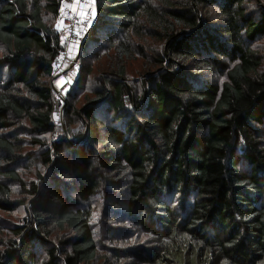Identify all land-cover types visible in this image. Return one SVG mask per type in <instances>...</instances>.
Wrapping results in <instances>:
<instances>
[{"label": "trees", "instance_id": "1", "mask_svg": "<svg viewBox=\"0 0 264 264\" xmlns=\"http://www.w3.org/2000/svg\"><path fill=\"white\" fill-rule=\"evenodd\" d=\"M62 1L0 0V66L9 71L0 82V152L7 161L20 143L4 135L15 122L27 120L37 136L55 130L46 78L64 44L41 12L55 23ZM212 6L218 23L210 25ZM97 7L79 52L109 31L108 39L102 36L113 50L106 74L95 77L98 88L83 105L63 101V134L32 141L45 148L55 186L39 191L0 165V176L20 192L14 197L0 181V211L25 206L28 214L8 227L0 264H38L35 242L43 235L45 243L56 230L67 235L46 247L41 264H95L91 209L83 202L111 179L125 191L126 213L165 235L154 264H264V70L251 46L264 35V6L257 19L243 0H97ZM136 60L144 77L134 83L128 73ZM207 69L224 72L225 80L197 86L192 76ZM78 70L73 86L88 80L92 66ZM100 105L124 122L102 126ZM74 119L83 126L79 133ZM241 163L248 169L240 170ZM101 170L113 176L102 177ZM65 171L82 204L61 195Z\"/></svg>", "mask_w": 264, "mask_h": 264}, {"label": "rangeland", "instance_id": "2", "mask_svg": "<svg viewBox=\"0 0 264 264\" xmlns=\"http://www.w3.org/2000/svg\"><path fill=\"white\" fill-rule=\"evenodd\" d=\"M42 6L46 5L47 0H39ZM243 3L246 7V12L248 15L258 18L261 14L260 8L263 4L262 1L256 0H243ZM73 8V7H72ZM77 8V7H76ZM76 10L75 8H73ZM207 15L212 23H218L216 18V13H218L217 7L212 6L206 9ZM42 17L46 24L53 30L56 35H61L59 25L53 20V17L50 13H47V10L42 9ZM200 17L202 20L206 21V16L202 15L200 12ZM108 32H100L101 38L98 43L91 42L89 43L81 53H77L76 56V77L78 76V67H84L86 65L92 66V73L88 77V80L84 84H78L73 86L74 81L68 80L66 84L64 76H59L55 84L61 88V95L52 90L51 102L52 106L56 98H60L65 101H72L77 107L85 103L86 97H92L94 90L98 88V84L94 81L95 77H104L105 69L110 61L109 55L113 53L112 47L108 42H105L108 39ZM104 36L105 38H102ZM107 36V37H106ZM105 40V41H104ZM150 46L152 48H160L161 44L158 42L150 41ZM254 51L261 57L262 66L264 70V35L259 36L258 40L251 44ZM155 49L154 51H156ZM152 53V51L150 52ZM149 53V54H150ZM203 54V52H202ZM5 55V47L0 43V58ZM151 55H148L149 61H151ZM140 60H136L133 64L135 68L131 73H128L132 78L131 82H136L137 80L143 79L144 75L138 73ZM224 73V72H223ZM222 72L211 73L210 70H204L201 73H198L192 76V79H195L197 86L204 84L206 81L216 80L221 84L225 80V74ZM9 76V71L6 67L0 66V82L7 80ZM50 82L51 77L46 78ZM67 81V79H66ZM0 83V84H1ZM64 103L61 104V106ZM57 111L54 109L52 114V121L55 124V130L51 134H45L37 136L29 128V123L27 120L17 121L14 123V127L9 130L4 131V135L8 137H13V139L20 141L17 143L16 152L13 155L8 156L9 160L3 158L2 152H0V165H6L9 168H12L17 171L21 178L27 183H37L38 189L45 191L47 189L53 188L55 185L53 183L52 173L54 169L45 164L44 155L42 154L45 148L40 145L34 144L32 141L34 139L40 138L45 143H49L54 137L63 134V122L65 120L64 110L62 107ZM96 115L100 118L99 123L109 125L113 124H122L123 120L117 121L114 116L111 115L107 106H97L95 108ZM72 129L75 133L82 131V124L79 123L78 119ZM103 126V125H102ZM259 129L262 131L264 137V124L259 126ZM1 133V131H0ZM101 146H98L97 149H100ZM94 163H96L94 160ZM8 163V164H7ZM248 169L246 163H241L240 170ZM102 177H110L112 174L106 173L104 170L100 171ZM71 175L68 171H65L63 176V181H60L58 184L61 187V195L67 194L68 197L77 202V205L80 203V198L76 192L75 182L71 180ZM0 181L12 190L14 197H19V186L16 182L8 180L0 176ZM68 181V182H66ZM110 187H104L98 190L94 196H92L87 202H83V205L91 209V229L94 235V239L97 246L98 257L95 261V264H101L106 262L109 264H154L153 258L159 252V249L162 246L164 240L162 238L165 235H161L158 232H151L149 228H146L145 225L140 223L139 219L142 217L129 215L126 213V204L124 201V189L120 188L119 180L114 181L111 179ZM46 193V192H45ZM114 201L122 203L121 206L114 204ZM25 206L19 207L11 213H4L0 211V249L3 247L2 243L4 240L7 241L10 236L8 227L12 225H19L23 223L24 218L28 217V214L25 210ZM180 212V211H179ZM182 213V212H181ZM184 214V213H182ZM67 235L66 231L60 232L58 230L54 231L51 236L46 240V244L43 242L42 238L38 239L35 242L36 248V259L37 263L41 262L46 257V247L54 245L57 243V239L62 234ZM108 261V262H107ZM175 262L169 263L173 264ZM176 264V263H175Z\"/></svg>", "mask_w": 264, "mask_h": 264}, {"label": "built area", "instance_id": "3", "mask_svg": "<svg viewBox=\"0 0 264 264\" xmlns=\"http://www.w3.org/2000/svg\"><path fill=\"white\" fill-rule=\"evenodd\" d=\"M72 0H63L56 16V23L60 27L64 49L61 50L57 60L53 63L52 69L55 74H62L66 79L72 81L76 78V56L81 44L88 36L95 20L97 19L95 0H78L77 8H81L85 14L82 16L72 8ZM63 9V12L61 11ZM54 90L61 95V92L52 81ZM63 100L56 98L53 104L54 109L59 111Z\"/></svg>", "mask_w": 264, "mask_h": 264}, {"label": "crops", "instance_id": "4", "mask_svg": "<svg viewBox=\"0 0 264 264\" xmlns=\"http://www.w3.org/2000/svg\"><path fill=\"white\" fill-rule=\"evenodd\" d=\"M72 1H74L73 4H72V7L75 8V9H78L77 12H78L79 14H81V12H82L81 8H76V7H77V2H78V0H72ZM60 32H61V31H60ZM60 36H61V35H60ZM59 54H60V53H59ZM58 56H59V55H58ZM57 58H58V57H57ZM56 60H57V59H56ZM56 60H55V61H56ZM52 73H53V72H52ZM59 76H63V75H62V74H58V75L55 74V75H52V76H51V80H50L49 83H50V86H51V89H52V90H54L53 85H52V81H54V83H55V82L57 81V79H58ZM63 81H65L66 84L68 83V79H67V81H66V78H65V77H64V80H63ZM72 81H74V79H73ZM55 85H56V84H55ZM56 87H57V88L59 89V91L61 92V88H60L59 86H57V85H56ZM53 112H54V107L52 108V114H53ZM54 125H55V124H54Z\"/></svg>", "mask_w": 264, "mask_h": 264}, {"label": "water", "instance_id": "5", "mask_svg": "<svg viewBox=\"0 0 264 264\" xmlns=\"http://www.w3.org/2000/svg\"><path fill=\"white\" fill-rule=\"evenodd\" d=\"M96 11H97V14H98L97 0H96Z\"/></svg>", "mask_w": 264, "mask_h": 264}, {"label": "snow or ice", "instance_id": "6", "mask_svg": "<svg viewBox=\"0 0 264 264\" xmlns=\"http://www.w3.org/2000/svg\"><path fill=\"white\" fill-rule=\"evenodd\" d=\"M61 11L63 12V9H61ZM85 13L84 12H81V15L83 16Z\"/></svg>", "mask_w": 264, "mask_h": 264}, {"label": "bare ground", "instance_id": "7", "mask_svg": "<svg viewBox=\"0 0 264 264\" xmlns=\"http://www.w3.org/2000/svg\"><path fill=\"white\" fill-rule=\"evenodd\" d=\"M76 69V68H75Z\"/></svg>", "mask_w": 264, "mask_h": 264}]
</instances>
